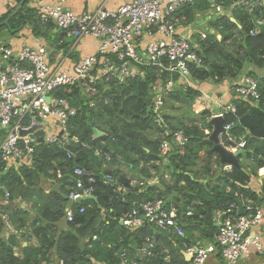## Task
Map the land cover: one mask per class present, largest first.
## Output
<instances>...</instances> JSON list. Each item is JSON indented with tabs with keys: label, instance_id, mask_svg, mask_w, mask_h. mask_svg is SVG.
<instances>
[{
	"label": "trees",
	"instance_id": "16d2710c",
	"mask_svg": "<svg viewBox=\"0 0 264 264\" xmlns=\"http://www.w3.org/2000/svg\"><path fill=\"white\" fill-rule=\"evenodd\" d=\"M219 1L228 8L235 0ZM211 9L209 0H197L180 7L175 16L179 23L188 24L195 21L198 12ZM12 12L3 15L0 23ZM37 14L34 8L24 5L0 33L7 29L16 35L32 22L38 36L46 35ZM232 16L239 21L240 29ZM253 16L264 21L263 0L252 9H234L231 16L214 13L209 29L198 38L199 47L195 48L202 62L189 63L195 84L235 81L245 74L259 82V100H244L233 92L231 103L236 113L224 114L225 123L234 124L232 134L247 141L238 155L240 166L226 169L227 163H221L213 151L209 135L214 110L205 107L199 114L191 112L202 96L195 85L177 82L165 98L168 127L154 121L152 101L158 94L155 85L170 77L168 72L160 73L156 65L143 66V76L124 83L103 81L94 93H87L78 83L71 91L59 92L77 109L70 120L71 142L40 144L35 161L19 169L4 170L0 163V183L11 196L0 215V264H133V260L136 264H162L166 256L175 264H192L181 254L184 243L197 239L216 242L219 228L213 216L217 210L228 208L236 199L242 203L263 202L261 194L247 187L264 166V36L258 31L252 34L256 30ZM47 25L56 28L52 23ZM232 29H239L243 49H233L228 43L233 40ZM178 109H182L181 115L175 114ZM179 129L189 136V142L182 147L172 137ZM166 139L170 149L163 155L161 144ZM68 151L72 157H68ZM76 165L96 174V199L81 204L70 202V178ZM107 173L128 190L122 193L117 187L105 185L102 178ZM133 174L138 178L136 184ZM165 174L170 178H164ZM156 176L159 181L154 183ZM44 181H49L50 188L44 186ZM156 198H163L168 209L177 210L183 235L163 231L149 222L137 228L121 223L136 202ZM68 206L76 211L74 221L66 218ZM82 206L85 211L79 213ZM8 228L13 231L5 235ZM95 234L97 239L93 238ZM148 238L156 242L153 255L141 257L139 249ZM165 244L170 245V253L164 251ZM124 252L128 262L122 258Z\"/></svg>",
	"mask_w": 264,
	"mask_h": 264
},
{
	"label": "built area",
	"instance_id": "2783aa9c",
	"mask_svg": "<svg viewBox=\"0 0 264 264\" xmlns=\"http://www.w3.org/2000/svg\"><path fill=\"white\" fill-rule=\"evenodd\" d=\"M28 1L38 9L44 23L54 24L66 36L77 40L94 37L98 39L99 46L95 54L67 66L65 53L53 60L46 45H23L15 49L0 43V126L4 133L0 143V163L4 170L31 165L40 144L68 145L71 142L70 120L77 109L60 95V91H71L79 83L87 93H94L96 86L103 81L124 83L127 79L143 76L145 65H156L160 73L170 74L163 84L155 85L158 94L152 101L154 121L161 127H168L164 117L166 96L178 85L177 82L194 85L189 63L200 65L202 62L190 38L179 33L175 12L186 4H195L197 0H133L117 9L101 6L82 14L67 8V0H56L53 4L46 0ZM209 1L218 13L237 8L252 9L261 4V0H235L225 8L219 0ZM256 32L257 29L252 34ZM233 85L238 97L251 101L260 99L259 82L254 77L242 75ZM48 96H51L50 101ZM217 103L220 111L214 115L224 117L228 112L236 113L234 104L221 100ZM233 125L225 124V127L230 129ZM165 133L171 134L168 129ZM172 137L180 147L189 142V136L182 129L174 131ZM220 140L234 152L244 149L247 143L245 138L232 133L222 134ZM169 149L170 141L166 139L161 144L162 154H167ZM67 155L72 157V152L68 151ZM106 157L110 158L108 154ZM230 167V164L225 166L226 169ZM70 181L73 183L68 196L70 202L94 195L97 176L87 168L74 166ZM102 181L105 185L117 187L122 193L128 190L110 173ZM253 182L252 187L249 184L247 187L255 189L264 198V166L259 168ZM10 197L0 183V215L10 203ZM244 206L246 215L238 213L237 203L214 213L213 219L219 228L216 242L197 239L184 243L192 264H205L217 247L230 264H236L243 255L252 251L264 255V201L261 204L248 200ZM84 211L85 207L79 208V213ZM76 215L73 207L66 208L68 221H74ZM122 220L123 225L130 228L149 222L163 231L184 234L177 210L168 209L163 198L136 202ZM93 238L97 239L98 235H93ZM155 243L148 238L139 249V255L152 256ZM122 258L128 262L127 252L122 254ZM131 263L136 264L137 261ZM162 264L175 263L166 256Z\"/></svg>",
	"mask_w": 264,
	"mask_h": 264
},
{
	"label": "crops",
	"instance_id": "0c3cea01",
	"mask_svg": "<svg viewBox=\"0 0 264 264\" xmlns=\"http://www.w3.org/2000/svg\"><path fill=\"white\" fill-rule=\"evenodd\" d=\"M22 1L23 0H0V18L11 11H14L20 5V3H22ZM46 1L53 4L56 0ZM131 1L133 0H67L66 7L77 14H82L86 11H92L101 6H104L108 9H117L122 4ZM24 5H28V7H32L37 11V17L40 21V24H42V26H40L41 30L46 35L38 36L35 32L34 24L30 22L27 23L16 35H13L7 29L2 30L1 33L4 32V34H6L5 37H7V39L4 42L0 40V43L11 45L15 49H19L23 45H46L51 52V57L53 60L60 57L62 53H65V56L67 57V66H71L74 62L78 61L84 56L92 55L97 52L99 46L98 39L94 37H83L77 40L72 37L74 40L68 41L66 39V34H64L58 27L55 26L56 28L54 29L52 28V26L48 27L47 23L43 22L38 9L33 7L28 0L24 3ZM232 11H226L225 13L231 16ZM214 12L216 13L215 9L212 7V9L209 11L198 12L195 21L191 23L182 24L181 22H178L179 33L182 35H187L190 38L194 50L195 48L199 47L197 42L198 38L204 37L206 30L209 29V19H211ZM231 19L237 23L240 29L241 25L239 21L233 16L231 17ZM239 29H232L230 31L233 34V40L230 39L228 43L232 44L233 49H243L242 43L240 41L241 37L239 35ZM217 35L219 39L222 38V35L220 33H218ZM61 45H65V47L59 48V46ZM53 48L59 49V51H54ZM233 84L234 81L228 79L222 81L219 84H215L209 81L199 82L197 84L194 83V85L198 87L202 92V96L196 101L195 106L197 108L200 107V111L205 107H211L214 110V114L217 113L218 111H220L217 103L218 100H221L223 103L228 104L231 103L233 98L235 97L233 93ZM3 134V130L2 128H0V143L2 141ZM252 184H254L253 181L249 183L250 186ZM243 204L245 205V203ZM256 230H259V228H257ZM24 244L26 245V243ZM164 251L170 253L171 247L169 244L164 245ZM183 252H185L184 249L181 251V254L186 258V260H188ZM173 255L175 254L173 253ZM205 264L230 263L225 260V258L220 252V248L217 247L216 251L210 255V257L206 260ZM236 264H264V255L252 251L249 254L243 255Z\"/></svg>",
	"mask_w": 264,
	"mask_h": 264
},
{
	"label": "water",
	"instance_id": "95a60500",
	"mask_svg": "<svg viewBox=\"0 0 264 264\" xmlns=\"http://www.w3.org/2000/svg\"><path fill=\"white\" fill-rule=\"evenodd\" d=\"M26 1L27 0H23L22 3H20V5L9 15V17L0 23V29L3 26H6L9 24L11 17L14 16L22 8V6L24 5ZM251 14H253V11H251ZM253 22L256 26L258 34L264 36V21H259L253 16ZM50 99H51V96H48V101H50ZM210 123L213 125V129L209 135V139L214 143L213 151H215L218 154L221 163H224V164L227 163V164L234 165V166H240L241 164H240L238 155L243 149L240 151L234 152L228 149L227 147H225L221 143V140H220V137L222 134L224 133L231 134L232 128L227 129L225 127V124H226L225 118L221 115H213L212 118L210 119ZM87 199H96V197L95 195H87L81 199H78L77 203L81 204L83 201ZM236 203L238 205V213L240 215H246L247 211L245 209L244 204L239 199H236ZM121 223L123 224V220H121ZM183 253L187 257V259L191 261V255L188 252H183Z\"/></svg>",
	"mask_w": 264,
	"mask_h": 264
},
{
	"label": "rangeland",
	"instance_id": "374dc122",
	"mask_svg": "<svg viewBox=\"0 0 264 264\" xmlns=\"http://www.w3.org/2000/svg\"><path fill=\"white\" fill-rule=\"evenodd\" d=\"M215 13V12H214ZM6 36V34H4V32L3 33H1V35H0V40H2L3 42L7 39V37H5ZM66 39L68 40V41H72V40H74L72 37H66ZM49 50V49H48ZM53 50L54 51H59V49H56V48H53ZM50 51V50H49ZM200 107H196L195 105H194V107H193V109H192V111L191 112H193V113H196V114H199V113H201V111L203 110H201L200 111ZM175 114H179V115H181L182 114V109H178V110H176L175 111ZM1 128V127H0ZM228 165V164H227ZM131 175V174H130ZM133 177H134V180H133V183L134 184H136L137 182H138V178H137V176L135 175V174H133ZM164 178H167V179H169L170 178V176L168 175V174H165V176H164ZM157 181H159V176H156V177H154L153 179H152V182H157ZM44 186L46 187V188H50V183H49V181H44ZM125 187H127V186H125ZM17 202V201H16ZM26 204L25 203H23V206H25ZM11 231H13L12 230V228H8V230H6L5 231V235H8Z\"/></svg>",
	"mask_w": 264,
	"mask_h": 264
}]
</instances>
